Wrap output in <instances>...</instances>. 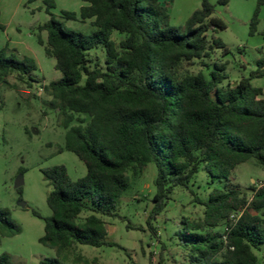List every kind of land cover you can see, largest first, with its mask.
<instances>
[{
	"label": "trees",
	"instance_id": "1",
	"mask_svg": "<svg viewBox=\"0 0 264 264\" xmlns=\"http://www.w3.org/2000/svg\"><path fill=\"white\" fill-rule=\"evenodd\" d=\"M83 2L79 13L62 11L61 21L52 13L55 1L45 0L50 19L39 27L48 37L45 42L40 34L38 41L61 74L44 90L62 117L63 150L87 168L77 181L64 165L42 170L52 215L33 214L45 222L40 244L56 257L39 264H97L80 246L123 249L109 240L106 219L126 221L117 212L119 203L150 164L157 174L147 224L155 235L153 221L178 189H190L200 171L222 184L206 200L192 193L203 214L184 217L172 238L186 264H260L264 186L243 189L231 176L252 160L264 168V90L252 84L264 77V58L250 77L235 85L230 81L229 63L218 58V51L227 56L231 50L216 36L227 29L216 15L217 5L227 6L229 0H203L180 27L171 24L161 0ZM256 2L251 36L264 7V0ZM66 21L90 22L95 31L67 30ZM9 53L8 47L0 49V91L2 86L32 89L39 83L35 61ZM21 232L12 212L0 209V243ZM0 264L16 262L3 253Z\"/></svg>",
	"mask_w": 264,
	"mask_h": 264
},
{
	"label": "rangeland",
	"instance_id": "2",
	"mask_svg": "<svg viewBox=\"0 0 264 264\" xmlns=\"http://www.w3.org/2000/svg\"><path fill=\"white\" fill-rule=\"evenodd\" d=\"M54 1L56 8L52 13L61 21L62 11L75 12L72 10L78 2ZM202 1L161 0L175 27L184 26L201 7ZM0 8L3 27H0V49L8 47L9 56L12 52L21 60L33 59L37 66L34 76L39 81L32 89L24 85H19L18 89L2 86L0 91V209H9L13 221L22 227L21 234L2 239L0 254L12 255L16 264H39L45 258L56 257L54 250L40 244L45 234V222L33 214L36 210L43 218L52 215L47 204L50 187L42 170L64 165L71 179L77 181L86 176L87 168L75 154L63 150L66 130L62 126V117L53 108V98L44 90V86L61 78L56 70V60L46 55L45 46L38 41L40 34L45 42L48 37L47 32L40 33L39 30L50 19L45 0H3ZM256 9V0H229L227 6L217 5L216 15L225 22L227 29L216 36L231 50L227 56L219 50L218 58L229 63L227 72L234 85L243 77H250L258 69L257 62L264 58V7L260 12L258 31L254 36L250 35V22ZM65 24L67 30L87 35L95 31L90 22L66 21ZM97 56L104 60L101 52ZM252 84L264 90V77L254 79ZM22 169L25 170L23 174ZM156 174L155 165L150 164L123 194L117 212L126 218L125 222L106 219L109 240L123 249L80 246L90 260L97 264H159L162 254L163 264L187 263L185 253L172 238L181 228L184 217L195 219L203 214L202 206L193 202L192 193L206 200L222 184L200 171L190 189H178L166 211L153 221L157 230L155 235L147 220L153 208ZM20 179L23 180L21 190L16 188ZM231 182L243 189L255 183L258 187L264 186V168L258 167L254 160L249 161L234 171ZM22 203L27 207L22 208ZM257 254L260 264H264V245Z\"/></svg>",
	"mask_w": 264,
	"mask_h": 264
},
{
	"label": "crops",
	"instance_id": "3",
	"mask_svg": "<svg viewBox=\"0 0 264 264\" xmlns=\"http://www.w3.org/2000/svg\"><path fill=\"white\" fill-rule=\"evenodd\" d=\"M2 1L3 0H0V4H2ZM58 1V0H57ZM76 1H78L77 3L75 2V6H76V8L74 9V10H72V11H75V13H79L80 12V10H81V8L84 6V2H83V0L82 1H80V0H76ZM80 9V10H79ZM0 10H1V8H0ZM70 11V10H69Z\"/></svg>",
	"mask_w": 264,
	"mask_h": 264
},
{
	"label": "water",
	"instance_id": "4",
	"mask_svg": "<svg viewBox=\"0 0 264 264\" xmlns=\"http://www.w3.org/2000/svg\"><path fill=\"white\" fill-rule=\"evenodd\" d=\"M22 185H23V180L20 179V181H18V183L16 184V188L19 189V188L22 187ZM21 207H22V208H26V207H27V204L22 203V204H21Z\"/></svg>",
	"mask_w": 264,
	"mask_h": 264
}]
</instances>
